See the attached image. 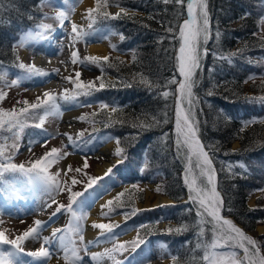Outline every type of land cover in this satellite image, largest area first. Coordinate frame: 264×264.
Here are the masks:
<instances>
[{"label":"trees","instance_id":"trees-1","mask_svg":"<svg viewBox=\"0 0 264 264\" xmlns=\"http://www.w3.org/2000/svg\"><path fill=\"white\" fill-rule=\"evenodd\" d=\"M43 1L0 0V71L6 69L13 79L23 74L16 67L19 53L13 46L26 30L35 28L41 21L40 3ZM119 3L129 10L127 16L98 18L95 23V27L103 26L107 33L123 34L124 39L116 44L114 52L117 54L108 62L115 66L103 65L106 87L94 91L91 100L99 105L117 106L121 111L114 116L124 122L106 126L108 110L101 108L95 116L86 114L88 119L85 121L92 125L91 135H110L114 140L120 139L118 146L123 147L126 154L124 165L131 168L129 172L127 170L129 181H144L147 177L166 179L164 193L177 201L160 210L154 208L137 213L128 218L126 224L137 227L143 239L154 236L166 240L172 256L178 257V264H202V251L195 248L198 233L196 206L191 202L181 203L187 187L182 179L184 165L173 150L175 97L160 95L162 91L174 92L178 85H167V81L172 78L179 81L181 77L174 66V57L179 47L178 27L186 18V9L172 2L165 4L163 0H119ZM208 10L212 33L207 43L209 51L202 58L201 68L197 69L194 77L197 83L193 87L198 100V136L212 157L217 172L218 189L224 199L223 216L233 218L246 231H252L264 222V208H254L248 203L256 192H264V124L257 122L244 128L243 122L264 120V103L247 99L264 94V90L258 93L264 83L259 78L264 75V40L259 32L264 0H208ZM180 12L183 15L178 16ZM168 27L176 31L167 32ZM217 29L219 39L216 38ZM128 52L135 54V61L132 58L126 63L120 59V53ZM229 53H236L231 62L220 59ZM133 74H136L135 79ZM139 74L159 87L149 88L139 83ZM250 76L255 79H249ZM125 81L131 86H126ZM249 82L254 83L251 86L256 91L254 95L247 91ZM0 90L8 93L6 82L0 81ZM2 102L0 108H3ZM24 106L21 103L20 108ZM39 115H43L42 110L36 118L28 121L29 126L22 133L28 143L43 131L32 126L39 122ZM153 117L158 123L153 122ZM165 119L168 123H164ZM141 121L152 126H132ZM5 136L11 137V133H0V144L4 143ZM236 141L240 142V147L233 149ZM0 161L5 160L1 158ZM240 164H244L247 171L240 168ZM229 166L237 175L229 172ZM15 178L26 179L22 174L6 173L0 180V187L20 182ZM126 198V206L117 208L116 213L130 211L131 202ZM162 220L168 221V228L188 225V230L163 235L159 230ZM140 225L145 227L140 228ZM210 235L206 232L205 238Z\"/></svg>","mask_w":264,"mask_h":264},{"label":"snow or ice","instance_id":"snow-or-ice-1","mask_svg":"<svg viewBox=\"0 0 264 264\" xmlns=\"http://www.w3.org/2000/svg\"><path fill=\"white\" fill-rule=\"evenodd\" d=\"M170 2L181 6L182 9H186V18L178 27L177 35L179 47L174 57V66L183 79L181 81H177L175 78L169 79L167 85H178V87L174 92L162 91L160 95L164 98H168L169 96L175 97V145L177 154L183 155L185 160L183 180L185 186L188 188L189 201L196 206V216L198 217L196 222L198 233L195 248L202 251V255L200 256L202 264H264V254L261 252L259 242L252 236L246 234L233 220L222 215L224 199L218 189L217 172L213 165L212 157L209 155V152L205 150V145L198 136V122L195 120V114L193 112L196 101L193 87L197 83L194 79L197 69L201 68L202 58L206 56L209 51L206 47H203V45L208 43L212 35L208 0H163L165 4ZM110 3L118 7L119 12L115 14L109 12L108 8ZM70 12H74V8L58 11L53 19L57 20L59 26L63 28L64 22L70 18ZM128 13L129 10L121 7L119 0H95V6L89 7L86 10L85 18L89 21L88 28L92 29L98 18L119 19L127 16ZM177 15H183V12L177 13ZM261 24L264 25V18L261 19ZM52 30L53 26L51 24L41 22L35 29L26 30L18 38L13 47L17 49L29 46L36 40H48ZM166 31L171 33L176 30L172 27H168ZM262 31H264V29H262ZM69 35L71 36L72 42L75 43L80 40L87 42L88 37L93 35V33L83 30L73 22ZM119 35L121 36V40H123V34ZM219 36L220 32L219 29H217L216 38L219 39ZM102 38L106 39L107 37ZM261 39L264 40V36H262ZM112 48L115 49L116 45H112ZM235 55L236 53H229L227 56H221L220 59L231 62L232 57ZM135 59V54H133V61H135ZM109 60V56L101 57L90 55L81 59L77 51H73L71 54V63L73 65L78 62L82 67L96 65L101 67L102 72L104 64H107L108 67L115 66L108 63ZM117 60H119V57H117ZM17 61L16 67L22 71V75H18L16 78L8 81V71L6 69L0 71V81L6 82L8 88L18 87L23 81L33 78H43L52 75V73L37 67L34 62L26 64L19 61L18 55ZM120 63H123V61H120ZM53 72L58 75L59 69H55ZM81 76L82 72L76 71L75 78L72 76L65 77L66 80L75 86L76 91L65 89L59 97L56 93L48 91L43 93V97L38 96L35 102H28L26 100L23 102L17 101V103H23L25 105L18 110L15 107L10 110L0 108V133H11V137H3L4 143L0 144V158L7 161V163H0V180L4 179L6 173L22 174L27 177L29 182L41 183L50 201V203L45 202L44 206L46 208H52L54 204L56 205L49 219L51 220L58 214L64 213L68 214L70 217L64 227L54 228L50 236H41L46 222L39 219L34 221L33 226L28 227L22 233L16 235L15 238H10L6 234L7 230H0V264H25L24 260L21 259L22 254L32 257L38 264H49L52 257L57 253L62 254L64 264H82L85 256H89L96 264H103L105 259L111 260L113 264H124L123 261L117 259L118 255H123L129 248L135 251L139 249L141 245L147 243V241L141 237L139 231L134 240L119 242L118 234L114 229L120 228V224L93 222L92 227L101 230L100 235L105 237L106 240L112 241L113 246L111 248H106L103 252H89L83 234V222L87 220V213L83 211L84 201L79 199L83 197L85 193L73 191L70 186L81 183L82 181L76 179L75 176H68V172L75 171L76 173H81L83 169H87L89 167L87 158H85L82 167L73 169L71 165H68L66 170L59 169L52 172L50 171L52 166L58 164L70 154L64 152L62 149L53 147L45 151L42 156L34 160H29L26 163L17 164L12 162L13 156L9 154V151H18V141L20 140L24 128L29 126L28 121L36 118L39 111L42 110L43 115H39V122L32 126L43 130L47 117L62 116L59 99L66 102H77L80 96H91L94 91L106 87L103 75L88 82L83 81ZM135 77L136 74H133L134 79ZM97 79L100 81L98 87L95 82ZM249 79H255V77L250 76ZM124 83L126 86H131L127 81ZM139 83L149 88L159 87V85L153 84V82L143 74H139ZM261 88L264 89V83L261 84ZM6 96L7 93L0 90V101H3ZM247 99L264 103V95L253 96ZM88 106H90V104ZM100 108L108 110L106 126L124 122L123 120L116 119L114 116V114L121 111L117 106L101 103ZM95 115L96 113H92V116ZM78 119L85 120L88 119V117L81 116ZM153 122L158 123L155 117H153ZM257 122L264 124V120H249L243 122V127L246 128L249 124ZM164 123H168V120L165 119ZM132 126L144 128L151 127L152 125L145 124L141 121L133 123ZM40 135L48 137L46 130H43ZM64 135L68 136L69 140L73 139L67 133ZM80 136H83L82 132ZM8 139H12L13 143L8 144ZM35 143H39L42 147H47L46 139L37 140ZM73 143L75 144V141H73ZM116 144H120L119 138H116ZM114 155L120 157V159L116 164L107 169L104 176L89 177L85 191L93 188L95 184L105 177H110L113 174V169L124 163L126 154L123 147H117ZM144 167H147V163H145ZM239 167L247 171L244 164H240ZM62 172L64 173L63 178L61 177ZM229 172L232 173L231 166H229ZM84 175H87V173H84ZM232 175L235 176L237 174L232 173ZM131 188L134 189L135 192L142 191L138 184H133ZM155 190L160 192L162 188L158 186ZM65 191L70 194L69 202L67 204L59 203L56 199V195ZM135 192L125 188L124 191L118 193L112 200L107 201L105 205L101 206V215L108 217L117 208H124L127 203L124 199L126 196L127 200L131 202V208L130 211L123 213L125 220L137 213L145 211V209L135 207ZM156 207L163 208L166 207V205H157ZM104 209H107V211H104ZM189 211H191V209H189ZM0 224H3V220H0ZM209 225L210 227H207ZM139 227L143 228L145 226L140 225ZM186 230H188V225H181L175 229L171 227L166 229L168 234H172L173 232L181 233ZM206 232L211 234L208 238H205ZM29 240H42V243L38 249L25 252L23 245ZM4 245H9L11 247L10 249H4L2 247ZM161 249L167 252V245L162 244ZM82 252L85 256L81 255ZM171 258L173 264H178L177 256H172ZM129 264H131V261H129ZM136 264H150V262L147 257H144L137 260Z\"/></svg>","mask_w":264,"mask_h":264},{"label":"rangeland","instance_id":"rangeland-1","mask_svg":"<svg viewBox=\"0 0 264 264\" xmlns=\"http://www.w3.org/2000/svg\"><path fill=\"white\" fill-rule=\"evenodd\" d=\"M85 0H63V2H59L57 0H45L40 3L41 9L43 11L42 19L39 23H47L51 24L53 26V30L50 33V38L44 42V40H36L32 42L29 46L20 47L17 48L18 56H20L19 60L30 64L33 63L34 60V54L36 53V48L38 46H42V43L48 42L47 46H54L56 47V52L53 54V58H61L62 62H59L57 64V69H59V74H55L53 70H49L39 64H37V67H40L49 73H52V75L48 77L43 78H33L31 80L23 81L20 86L18 87H11L8 89L7 87V96L2 102V106L5 110H10L13 107H15L17 110L20 108L21 103H17V101L22 102L23 100H28L30 102L36 101V98L38 96L43 97L44 92H54L59 97L60 94L64 92L65 89H68L70 91L75 90V86L65 79V77L72 76L75 78V72L80 71L82 72L81 79L85 82L92 81L97 77H100L102 75L101 67L96 65H89L88 67H82L80 63L73 65L71 63V54L73 51H77L78 55L81 59H83L86 56H90L91 54L88 52V45L92 42L95 43H106V46L108 47V51L104 56L109 57H115L117 53H115V49L112 48V45H116L121 41V37L118 35H114L109 33L108 35L105 32V29L103 26H97L95 27V24L93 25L92 29L88 28L89 21L84 17L78 20L75 18L76 10L78 7H80ZM95 6V0H93V7ZM74 8V12H70V18L69 20L64 22L63 28L59 26V22L53 17L56 15V13L60 10H68ZM108 11L112 14H115L119 12V8L116 7L114 4H110ZM86 15V13H85ZM264 18V16L262 17ZM76 23L80 28H82L85 31H90L93 33V35L89 36L87 39V42L84 40H80L78 42L73 43L71 40V36L69 33H71V24ZM38 23V24H39ZM261 23V22H260ZM238 26V25H236ZM264 25L260 24V35L264 36ZM62 41L65 42L63 46L57 45V39L56 35L58 33H62ZM98 33V37L96 38L95 35ZM102 37H107L102 38ZM203 47L207 48V44L203 45ZM46 51V49H44ZM209 50V49H208ZM120 59L124 60L126 63H130L133 58V53H120ZM95 56V55H91ZM53 58L50 57V60H53ZM35 63V62H34ZM36 64V63H35ZM264 82V75L262 77ZM8 79H13V76L9 74ZM110 79H113V77L110 76ZM260 81V79H257ZM180 81V80H179ZM96 85H99L100 81L97 79ZM257 81H254V83ZM253 82H249L246 85L247 91L249 94L254 95L256 92L255 90H252L251 86L254 84ZM259 88L258 93L262 92L264 89ZM194 96L196 97V94L193 90ZM262 95V94H261ZM264 95V94H263ZM94 95L91 96H80L78 98L77 102H66L62 99H59V103L61 106L62 116H49L47 117L43 129L46 130L48 133V137L38 135L34 138V140L30 143L27 142L26 138L22 136L20 137L19 143V149L18 151L12 152L9 151V154L13 156L12 162L21 164L26 163L29 160H34L38 158L41 154L47 150H50L51 148L55 147L58 149H62L64 152L70 153L65 159L61 160L58 164H55L52 166L50 171L55 172L59 169H65L68 165H71L73 169L77 167H82L83 162L85 158H87V162L89 164V167L87 169H83L81 173H76L75 171L68 172V176H75L76 179L82 181L81 183H78L76 185H70L72 187L73 191L78 192H84L85 195L79 199L85 201L86 204L83 205V211L87 213V220L84 223V229L83 234L85 238V242L87 243V247L89 249V252H92L89 247V243L86 236V229L89 224V220L91 218V209L96 204V199L98 202L102 201V204L105 205L107 201L112 200L118 193L125 190V188H128L129 190L132 189L131 186L133 184H138L140 189L142 191L135 192L133 189L132 192H135V207L140 209L151 210V209H163L160 207L155 206H143L147 200V194L149 192H152L153 195H163L167 196L169 198L168 202H163L159 205H166V207L174 205V203H177V201L171 199V197L164 193V184L166 179H161L158 177H147L146 180H142L139 182H132L129 181L128 172L131 170V168L125 167L124 163L118 165L116 168L113 169V174L110 177H105L104 179L100 180L97 184L93 186L91 189H87L85 191L87 182L89 177H101L104 176L103 174H100L98 172V169L102 167L104 162L107 160V156L105 153H103V148L106 145L107 141H113L116 149L119 147L116 144V140L112 139L110 136L106 137H100L95 136L93 137L92 133V125L87 123L85 120L78 119L81 116H85L86 114L89 116H92V113H98L100 111V105L93 103L91 100ZM84 98V99H83ZM88 101H85L87 100ZM198 100L196 97L195 106L193 108V112L195 114V120L198 121L197 116V110H198ZM67 103L69 106H67ZM90 104V106H88ZM175 107V102H174ZM68 110L69 111H75L72 116H68ZM67 112V113H66ZM174 112L173 111V128L175 132V120H174ZM83 133V136H80V133ZM67 133L70 135L73 139L69 140L68 136L64 135ZM47 140V147H42L39 143H35L37 140ZM175 139H176V133L174 134V141H173V150L175 151L176 155L179 156L180 161L184 165V171H185V160L183 155L177 154L176 145H175ZM75 141V144L73 143ZM238 142V143H236ZM233 143V149H236L240 147V142L236 141ZM8 144L13 143L12 139H8ZM78 145V146H77ZM31 149V150H29ZM183 151V150H182ZM118 160L120 157L115 156ZM1 160V158H0ZM4 160V159H3ZM117 160V161H118ZM117 161L112 162V166L116 164ZM1 162V161H0ZM2 163H7V161H3ZM128 170V172H127ZM146 172V171H144ZM84 173H87V175H84ZM122 177V182L118 183L115 179V176ZM131 175V174H130ZM184 176V172L182 175V179ZM61 177H64V173H61ZM119 179V178H118ZM120 180V179H119ZM184 184V180H183ZM98 187L99 191L96 194V199L93 200V202L89 203V193L93 189H96ZM160 186L162 188V191L157 192L155 189ZM107 187V189H106ZM29 188V187H28ZM27 187H23L18 192L14 193L13 196L5 195L7 200H0V220H3V224H0V230H7L6 234L10 238H15L16 235L22 233L24 230H26L28 227L33 226L34 221L39 219L42 221H45V226L41 232V236H50L51 232L54 228L57 227H64L68 220L69 216L68 214H58L56 217L49 219L51 212L55 209L56 205L54 204L52 208H46L45 202H49V197L44 192V186L36 182L34 184L33 190H28ZM69 193L68 192H61L58 195H56V199L59 203L67 204L69 202ZM107 196V198L104 200L103 197ZM127 199V198H126ZM128 201V200H127ZM188 203L189 196H188V188L186 191L185 198L181 201V203ZM249 205L254 208H264V192L258 191L254 195H252L248 201ZM104 211H107V209H104ZM66 216L67 221L64 223L63 218ZM229 219L233 218L229 217ZM125 221V224L127 220H125V216L123 213H116V210L110 214L108 217H104L100 215L99 219L97 220L98 223H118ZM60 224V226H59ZM65 224V225H64ZM263 223L258 224V226L252 230V231H246L245 233L255 238L260 246H261V252L264 254V232L259 231V227L262 226ZM64 225V226H63ZM129 225V224H126ZM166 229H168V221L162 220L159 224V230L163 233V235L167 234ZM115 231V230H114ZM118 234V240L119 242L124 241H132L136 238L138 229L137 227L131 228V227H121L116 228L115 231ZM154 238H150L145 244L147 247L136 249L143 250L142 255L139 257H133L131 261V264H136V261L139 259H142L144 257H147L150 264H156L157 262L162 264H172V254H171V248L169 244L167 245V252L162 251L161 245L166 243V240L163 238L160 239L159 242L157 241L159 246H156L152 250V244L150 243L151 240ZM105 240V241H104ZM155 240V239H154ZM164 240V241H163ZM103 241L105 243V249L111 248L113 246L112 241L106 240L105 237H103ZM42 243L41 241H26L23 245L25 252L28 251H34L40 247ZM142 246V245H141ZM11 246L4 245V249H10ZM104 249V250H105ZM239 251V250H238ZM97 252H103L102 250H97ZM134 251L129 248L128 251L124 252L123 255H118L117 259L124 262V264H129L128 257L130 253H133ZM242 254V253H241ZM82 256H85V254L82 252ZM133 256V255H132ZM135 258V259H134ZM21 259L24 260L25 264H38L37 261H35L32 257L21 255ZM60 260V264H64L63 257L61 253H57L52 257L49 264H53L55 260ZM82 264H96V262L92 261L89 256H85ZM103 264H113V262L109 259H105L103 261Z\"/></svg>","mask_w":264,"mask_h":264},{"label":"bare ground","instance_id":"bare-ground-1","mask_svg":"<svg viewBox=\"0 0 264 264\" xmlns=\"http://www.w3.org/2000/svg\"><path fill=\"white\" fill-rule=\"evenodd\" d=\"M89 7H93V0H85L84 3L80 7L77 8L75 18H77L78 20H80L81 18L83 19L85 17L86 10ZM62 34H63V32L58 33L56 35V39H57L56 44L59 45L60 47L63 46L65 43L62 41V38H61V37H63ZM95 37L96 38L98 37V33H96ZM42 44L43 45L41 47L38 46L36 48V51H35L36 53L34 54V57L32 60H34L36 65L39 64V65H41V66H43L49 70L57 69V67H58L57 64L59 62H62V59L61 58H53L54 57L53 54L56 52L55 51L56 47H54L52 45L47 46L48 42L42 43ZM44 49H46V51ZM53 49H55V50H53ZM87 49L91 55L101 56V57H103L108 51V47L106 46V43L92 42L88 45ZM50 57L53 58V60H50ZM67 106H69L68 103H67ZM73 113H75V111L73 112V111L68 110V116L69 117L72 116ZM236 143H238V142H236ZM115 150H116V146H115L114 142L113 141H107L105 147L102 150L103 153H105V155L107 156V160L104 162L102 167H100L98 169V172L100 174L105 173L109 167H112V162L118 160L114 155ZM98 187L99 186H97L96 189H93L92 191H90L89 200H88L89 203L93 202V200L96 199L95 198L96 194L99 191ZM106 198H107V196L103 197L104 200ZM168 201H169V198L167 196L153 195L152 192H149L147 194V200L143 206H146V207L155 206V205H159L163 202H168ZM84 204H86L85 201H84ZM102 205H103L102 201L98 202V200L96 199V204L91 209V218L89 220V224H88V227L86 229L87 240L89 243L90 250L92 252H97V250L104 251V249H105V243H104L105 240L103 241V236L100 235L101 230L95 229L92 227L93 222L98 223L97 220L99 219V217L101 215V211H102L101 206ZM63 220L65 223L66 216L63 218ZM59 226H60V224H59ZM259 231L264 232V224H262V226L259 227ZM97 238H99V239H97ZM60 263H61V261L58 259L53 262V264H60ZM156 264H162V263L157 262Z\"/></svg>","mask_w":264,"mask_h":264},{"label":"water","instance_id":"water-1","mask_svg":"<svg viewBox=\"0 0 264 264\" xmlns=\"http://www.w3.org/2000/svg\"><path fill=\"white\" fill-rule=\"evenodd\" d=\"M183 78L181 77L180 78V81L182 80ZM178 87V86H177ZM175 108V107H174ZM174 120H175V112H174ZM200 138V137H199ZM200 140H201V138H200ZM201 142L203 143V141L201 140ZM204 144V143H203ZM205 150H206V148H205ZM207 151V150H206ZM222 195V194H221ZM223 208H224V205H223ZM223 208H222V211H223ZM232 220V219H231ZM234 223L235 224H237L241 229H243V227L239 224V223H237V222H235L234 221ZM244 230V229H243ZM245 231V230H244ZM246 232V231H245ZM247 233V232H246Z\"/></svg>","mask_w":264,"mask_h":264}]
</instances>
